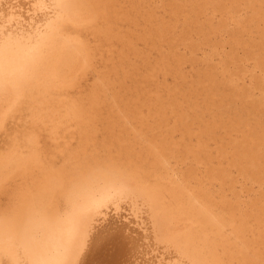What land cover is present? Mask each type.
I'll return each instance as SVG.
<instances>
[{
	"label": "bare ground",
	"instance_id": "1",
	"mask_svg": "<svg viewBox=\"0 0 264 264\" xmlns=\"http://www.w3.org/2000/svg\"><path fill=\"white\" fill-rule=\"evenodd\" d=\"M0 264H264V0H0Z\"/></svg>",
	"mask_w": 264,
	"mask_h": 264
}]
</instances>
